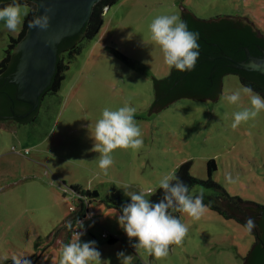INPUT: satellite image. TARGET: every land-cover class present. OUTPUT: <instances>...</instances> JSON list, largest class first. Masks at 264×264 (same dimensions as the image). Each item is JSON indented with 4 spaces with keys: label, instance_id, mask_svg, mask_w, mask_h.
Masks as SVG:
<instances>
[{
    "label": "rangeland",
    "instance_id": "374dc122",
    "mask_svg": "<svg viewBox=\"0 0 264 264\" xmlns=\"http://www.w3.org/2000/svg\"><path fill=\"white\" fill-rule=\"evenodd\" d=\"M23 4L28 15L29 5ZM181 7L199 20L251 21L264 34V0H120L106 9L100 32L84 42L60 91L45 97L36 121L0 120V264H13V255L31 264H59L62 246L72 242L76 231L75 219L73 230L68 229L69 218L79 213L82 194L95 189L101 196L81 218L86 230L81 241H95L102 261L119 264L116 253L125 251L133 255L132 264H245L255 234L206 204L199 221L175 215L189 230L161 260L143 250L136 253L131 246L136 239L130 242L118 223L122 212L106 204L115 187L130 199L122 188L126 184L132 185L129 191L152 187L156 192L158 180L186 161L192 163L191 173L205 180L208 161L215 159L213 180L220 188H192L196 194L203 191V201L222 206L212 192L224 189L264 206V110L233 129L232 113L249 107V98L242 96L239 105L220 99L245 87L237 75L224 76L222 93L215 99L182 97L156 113L151 109L157 99L155 78L169 75L172 68L151 41L149 25L159 15L174 14L183 21ZM27 15L15 32L0 21V61ZM126 102L137 109L134 119L144 145L138 151L116 149L105 174L98 167L99 153L90 151L94 141L87 126H94L105 107L116 110ZM228 173L236 183L225 182Z\"/></svg>",
    "mask_w": 264,
    "mask_h": 264
},
{
    "label": "clouds",
    "instance_id": "9594fccd",
    "mask_svg": "<svg viewBox=\"0 0 264 264\" xmlns=\"http://www.w3.org/2000/svg\"><path fill=\"white\" fill-rule=\"evenodd\" d=\"M33 2L35 3V0ZM52 11V8H47L43 15H38L39 7L37 6L34 9L33 18L28 21V27L47 30L52 19L49 13ZM22 15H27V10L21 0H10L0 7V21H4L6 29L10 32L18 29L22 23ZM149 31L151 41L160 47L164 63L169 68H175L180 72L195 69L200 56L199 33L190 31L187 23L178 15L155 17L149 25ZM242 96L249 98L250 106L232 113L231 127L233 129L255 119L264 110V98L246 86L230 94H222L220 99L229 105H239ZM136 111L137 109L127 102L116 110L105 107L94 126L92 124L87 126L89 138L94 141L90 151L99 153L96 158L98 167L105 174L114 163L112 153L116 149L130 148L138 151L144 145L142 130L134 119ZM225 182L234 184L237 181L228 173L225 175ZM131 186L127 184L122 186L124 194L130 197L131 203L122 206L118 223L130 242L136 239L137 242L131 244L136 253L143 250L156 260L164 259L169 255L170 246L181 244L189 230V226L172 213L186 214L193 221H199L206 211L203 191L196 194V190L192 189L190 192L189 186L171 172L164 174L158 180L159 189L163 190L159 202H152L148 198L155 194L152 187H139L138 191H129ZM256 226L251 216L243 225L248 233H252ZM67 227L73 230L71 221L67 223ZM75 228L72 242L64 244L61 248L59 264H111L110 261L101 260V253L95 241H81L86 230L79 219L76 221ZM116 257L119 264H132L134 258L125 251L117 252ZM11 259L13 264H31L30 260L15 255Z\"/></svg>",
    "mask_w": 264,
    "mask_h": 264
},
{
    "label": "trees",
    "instance_id": "16d2710c",
    "mask_svg": "<svg viewBox=\"0 0 264 264\" xmlns=\"http://www.w3.org/2000/svg\"><path fill=\"white\" fill-rule=\"evenodd\" d=\"M120 0H101L93 8L89 21L84 26L81 33L76 36L65 38L58 45V62L57 70L50 85L41 94L39 107L25 119H15L20 122H35L37 115L42 108V103L48 94H57L66 77V72L70 68L69 63L82 53L84 42L94 39L100 32L104 23V14L106 9L115 5ZM29 5V13L25 19L23 28L18 37H12L11 43L6 50V56L0 61V115H11V109L15 107L18 114L27 113L31 105L16 99L17 85L11 81L10 76L16 70L19 60V54L15 53V47L21 41L27 30L28 21L33 18L34 9L37 4L33 1H21ZM7 3V2H6ZM6 3L0 4L3 7ZM107 6V7H105ZM184 22L187 23L190 31L199 33V52L200 56L196 67L192 71L180 72L175 68L171 69L169 75L163 78H155L157 87V100L167 103L181 97H197L200 99L214 98L222 93L223 78L225 75L234 74L240 78L241 83L259 93L264 98V75L257 71H246L234 68L223 55H228L238 61L247 58L246 49L252 55L260 56L264 50V34H259L253 27L251 21L233 20L224 18L220 20H199L192 15H186ZM2 119V118H0ZM192 163L186 161L178 166L175 175L180 177L191 190L196 184L207 187L220 186L213 180V174L217 170L215 159L208 161V178L201 180L191 173ZM75 194L81 195L77 189L70 188ZM155 194L150 197L152 202H159L163 190L157 189ZM101 196L98 190L85 191L82 194L84 200H79L81 208L79 213L69 218V221L84 218L89 212V205L93 199ZM81 197V198H82ZM220 199L223 200L224 206L211 204L204 200L203 203L218 211L226 218H234L238 222L245 224L248 217H253L256 223L255 233L256 241L249 255L245 258L246 264L253 261L254 264H264V218H260L261 210L264 206L245 202L237 197L228 194L224 189L220 193ZM131 203L130 199H125L118 188H112L106 196L107 206H115L122 212V206ZM254 211L249 213V210ZM173 215L179 216L178 212ZM73 217V218H72ZM116 239H110V243H115Z\"/></svg>",
    "mask_w": 264,
    "mask_h": 264
},
{
    "label": "water",
    "instance_id": "95a60500",
    "mask_svg": "<svg viewBox=\"0 0 264 264\" xmlns=\"http://www.w3.org/2000/svg\"><path fill=\"white\" fill-rule=\"evenodd\" d=\"M99 1L101 0H35V3L39 7L38 15H43L47 8L53 9L52 13H49L52 17L50 27L47 30H42L39 27L31 29L28 27L24 38L19 41L15 47V53L20 56L16 70L10 76L11 81L17 85L16 99L30 104L31 108L25 114H17L15 109L12 108V114L6 116L0 115V118H2L0 120H10L15 118L25 119L39 107L41 94L50 85L57 70L58 45L65 38L76 36L81 33L91 17L94 6ZM182 10L184 21L185 16L191 14L184 8H182ZM224 18L226 17L220 19ZM233 20H243L248 22L244 19ZM246 54L247 58L243 61L235 60L228 55H223L222 57L231 62L234 68L246 71H257L264 75V50L260 56L252 55L248 49H246ZM215 98L216 97L213 99ZM198 99L202 100L200 98ZM172 102H161L160 99H156L153 102L151 109L153 113H156ZM20 123L26 124L29 122ZM212 193L221 205L225 207L223 200L220 199V193ZM82 198L85 199L84 197ZM254 209L255 207L249 210V213L252 214V212H257L254 211ZM258 213L260 214V218H264L263 210ZM248 264H254V262L251 261Z\"/></svg>",
    "mask_w": 264,
    "mask_h": 264
},
{
    "label": "flooded vegetation",
    "instance_id": "af4514ba",
    "mask_svg": "<svg viewBox=\"0 0 264 264\" xmlns=\"http://www.w3.org/2000/svg\"><path fill=\"white\" fill-rule=\"evenodd\" d=\"M21 1H26V0H21ZM6 2H10V0H0V4H3V3H6ZM257 30V32L260 34L261 32L258 30V29H256ZM262 34V33H261ZM14 109H15V107H13ZM16 112V111H15ZM17 113V112H16ZM18 114V113H17ZM15 119H19V118H15Z\"/></svg>",
    "mask_w": 264,
    "mask_h": 264
},
{
    "label": "built area",
    "instance_id": "2783aa9c",
    "mask_svg": "<svg viewBox=\"0 0 264 264\" xmlns=\"http://www.w3.org/2000/svg\"><path fill=\"white\" fill-rule=\"evenodd\" d=\"M84 201H86V200H84ZM82 219H80V221H81Z\"/></svg>",
    "mask_w": 264,
    "mask_h": 264
}]
</instances>
